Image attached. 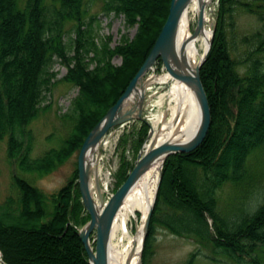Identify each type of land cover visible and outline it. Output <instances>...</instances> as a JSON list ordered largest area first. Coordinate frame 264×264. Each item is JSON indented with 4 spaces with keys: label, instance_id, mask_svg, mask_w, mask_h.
Returning <instances> with one entry per match:
<instances>
[{
    "label": "trees",
    "instance_id": "obj_1",
    "mask_svg": "<svg viewBox=\"0 0 264 264\" xmlns=\"http://www.w3.org/2000/svg\"><path fill=\"white\" fill-rule=\"evenodd\" d=\"M170 5L171 0H105L107 13L123 14L128 27L137 25L133 37L123 35L112 46L108 37L98 43L87 32L83 0H24L21 5L19 0H0V140L7 137V157L15 159L21 170L45 173L79 151L88 131L144 62ZM239 8L255 14L260 23L240 37L241 47L228 34ZM67 21L75 31L71 53L63 40ZM115 55L121 56L120 63L113 62ZM55 56L66 66L60 78L78 87L69 111L62 114L72 120L71 129L59 146L31 157V133L24 141V126L47 107L40 102L43 91L54 83ZM157 63L159 70L162 60ZM201 77L211 124L196 149L170 154L164 161L143 264L153 252L158 226L194 237L238 264H264V255L258 253L264 245V201L254 210L241 208L235 217L217 210L218 188L226 181L246 182L249 156L264 147V0H219L216 29ZM148 128L143 122L138 147ZM121 157L116 188L133 168L124 152ZM12 181L19 192L18 213L6 210L0 215L2 261L89 264L77 232V226L89 217L80 198L77 167L51 193L19 174H13Z\"/></svg>",
    "mask_w": 264,
    "mask_h": 264
},
{
    "label": "rangeland",
    "instance_id": "obj_2",
    "mask_svg": "<svg viewBox=\"0 0 264 264\" xmlns=\"http://www.w3.org/2000/svg\"><path fill=\"white\" fill-rule=\"evenodd\" d=\"M23 1L19 0V5ZM104 2L105 0H83L85 9L83 18L89 23L86 26L89 30L87 32L95 35L98 43L108 37L112 46L118 44L123 35L133 37L137 30V25L128 27L123 14L107 13L104 9ZM206 8L208 12L206 24L211 28L215 25L216 29L219 0H210L206 4ZM190 16L191 29L194 30L197 15L191 10ZM234 21V28L232 30L231 27H228V34L232 40L238 43L237 46H240L239 39L243 34L252 32L260 24L255 14L241 8L235 12ZM64 28L63 40L70 49L75 36L72 22L67 21ZM69 52L71 53L72 50L70 49ZM112 60L115 63H120L122 58L119 55H115ZM51 69L56 73L55 77L52 78L54 83L48 91H43L44 96L40 102L41 105H47V107L41 108L39 114L24 126V134L22 135L24 141H28V132L31 133V150L29 153L31 157L39 156L50 147L59 146L61 140L71 129L72 120L62 114L69 111L71 99L76 95L78 87L60 78L65 74L66 66L60 61L59 57H54ZM164 71L166 69H164L163 63L161 69L158 70V63L156 62L154 68L150 69L147 74L151 75L157 72L163 74L165 73ZM171 86V82L153 83L147 91L148 96L146 97L144 110L145 119L136 118L116 126V129L113 127L108 131L106 137L109 140L100 148L99 166L101 180L104 184L106 183L105 185L110 191L113 192L119 187L116 188L118 183L117 172L121 164L122 152L134 166L140 148L148 136L152 125L151 120L161 112H166V119L169 118L170 113L167 111L169 107L168 100L161 105L158 104V101L159 96L169 91ZM143 122L148 123L149 128L141 146L138 147L136 140ZM123 138L127 140L122 144ZM6 148L7 137L4 136L0 140V215L6 210L14 214L18 213L19 192L12 181L13 174L25 177L45 193H51L68 180L77 165L78 151L50 172L24 171L17 166L15 159L7 157ZM248 162L249 170L246 182L236 184L226 181L217 190V210L224 216L235 217V214L245 207L249 210H254L264 201V147L254 150L249 156ZM107 195L108 193L105 194L106 197ZM8 199L11 200L9 204L6 203ZM130 219L128 227L135 233L138 224L141 222V214L138 212V215L136 214ZM92 237L93 235L91 239ZM91 243L95 244L92 241ZM143 249L141 250V264H143ZM263 252L264 245L258 253L264 255ZM190 259L191 264H238L228 256L215 252L210 245L200 243L194 237L178 235L162 226H158L153 241V252L147 264H187ZM246 259L249 260L250 256H247Z\"/></svg>",
    "mask_w": 264,
    "mask_h": 264
},
{
    "label": "water",
    "instance_id": "obj_3",
    "mask_svg": "<svg viewBox=\"0 0 264 264\" xmlns=\"http://www.w3.org/2000/svg\"><path fill=\"white\" fill-rule=\"evenodd\" d=\"M193 1L171 0L168 17L144 62L118 99L109 107L95 126L88 131L79 148L76 165L77 182L80 198L89 214V218L80 227H77V232L84 245L89 264H109V244L114 219L128 193L142 173L156 161L162 160L157 187L159 189L165 159L170 154L176 152L193 151L202 143L209 130L211 124V107L207 91L202 81L201 68L211 49L215 25L212 28V36L208 50L204 53L202 59L193 67L189 65L186 56V43L182 45L180 51L177 49L180 20ZM206 4L207 0H199L196 25L190 37L191 39L197 38L205 28ZM159 59L162 60L163 67L166 71L170 72L174 77L188 83L194 90L201 111L199 127L196 133L185 141L167 138L158 142L157 135L153 134L154 130L151 125L146 141L140 148L137 160L127 178L106 198L105 192L107 189L101 182L99 172L98 155L100 156V148L111 128L136 118L145 119L146 90L150 78L147 72L154 68L155 63ZM154 74H159V72ZM148 141L149 143L145 147ZM158 189L155 201L158 195ZM154 204L145 222L142 249L150 225ZM92 235L93 237L91 239ZM91 241L95 244H92Z\"/></svg>",
    "mask_w": 264,
    "mask_h": 264
},
{
    "label": "bare ground",
    "instance_id": "obj_4",
    "mask_svg": "<svg viewBox=\"0 0 264 264\" xmlns=\"http://www.w3.org/2000/svg\"><path fill=\"white\" fill-rule=\"evenodd\" d=\"M209 1L207 0V3ZM198 7L199 0H194L186 9L180 20L177 36V49L180 51L182 45L186 43V56L189 65L192 67L202 59L204 53L208 50L212 36V28L206 24V19L208 18L206 8L204 30L200 32L197 38H190L193 33L190 11L193 10L197 15ZM164 72L163 74L149 75V84L146 90L147 93L155 82L172 83L169 91L162 93L158 101V104L161 105L168 100L169 107L167 111H169L170 116L166 119V112H161L151 120L154 130L153 134L157 135L158 142L167 138L185 141L191 138L199 127L201 120L200 107L195 92L188 83L174 77L168 71ZM108 140L109 138L105 137L103 144H106ZM148 143L149 141L145 147H147ZM99 157L98 155V159ZM161 166L162 160H158L142 173L116 215L111 230L109 264H141L145 222L155 201ZM138 212L141 214V222L134 233L128 227V221L131 220L132 216L138 215ZM0 264H4L1 255Z\"/></svg>",
    "mask_w": 264,
    "mask_h": 264
},
{
    "label": "built area",
    "instance_id": "obj_5",
    "mask_svg": "<svg viewBox=\"0 0 264 264\" xmlns=\"http://www.w3.org/2000/svg\"><path fill=\"white\" fill-rule=\"evenodd\" d=\"M114 129H116V128H114ZM105 185V184H104ZM105 187H106V185H105ZM106 189H107V192H109L110 191V189H108L107 187H106Z\"/></svg>",
    "mask_w": 264,
    "mask_h": 264
}]
</instances>
